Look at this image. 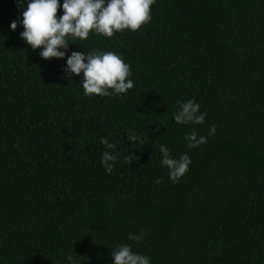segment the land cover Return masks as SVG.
<instances>
[{
	"label": "trees",
	"instance_id": "obj_1",
	"mask_svg": "<svg viewBox=\"0 0 264 264\" xmlns=\"http://www.w3.org/2000/svg\"><path fill=\"white\" fill-rule=\"evenodd\" d=\"M21 14L0 0V264H112L121 244L152 264H264V0H155L136 32L72 41L131 65L134 88L107 97L21 40ZM187 100L205 124L174 122ZM193 128L208 142L189 149ZM104 136L121 153L111 174ZM162 144L191 157L179 183Z\"/></svg>",
	"mask_w": 264,
	"mask_h": 264
},
{
	"label": "clouds",
	"instance_id": "obj_2",
	"mask_svg": "<svg viewBox=\"0 0 264 264\" xmlns=\"http://www.w3.org/2000/svg\"><path fill=\"white\" fill-rule=\"evenodd\" d=\"M154 3L155 0H63L62 4L61 0H16L22 14L11 22L10 28L15 31L21 26V40L33 51L40 49L39 55L44 60H63L67 57L65 78L71 79L73 75L80 76L82 73L80 83L86 96L124 95L134 88V81L130 78L131 65L123 57L112 51L93 50L86 54L71 51L70 44L77 39L87 40L90 34L112 38L124 30L136 32L151 21ZM59 9L63 13L60 16L57 15ZM178 105L179 110L174 115L177 125L205 124L207 113L201 112L195 100L178 101ZM215 134L216 126L212 125L208 136ZM125 136L132 146L144 143L135 128L126 129ZM184 139L189 149L199 148L208 142V137L199 135L195 128ZM100 143L106 149L101 164L111 174L121 153L106 136L101 137ZM159 151L160 163L169 172L168 179L173 184L179 183L190 170L191 157L185 153L175 158L164 144L160 145ZM124 159L131 164L138 158L134 154L124 153ZM145 235L129 233L128 239L139 242ZM77 256L66 253L63 264H79ZM112 264H152V261L150 257L133 251L129 244H121L112 250Z\"/></svg>",
	"mask_w": 264,
	"mask_h": 264
}]
</instances>
